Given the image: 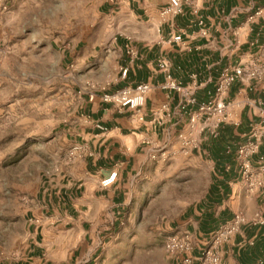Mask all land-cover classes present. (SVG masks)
Segmentation results:
<instances>
[{"label":"crops","instance_id":"obj_1","mask_svg":"<svg viewBox=\"0 0 264 264\" xmlns=\"http://www.w3.org/2000/svg\"><path fill=\"white\" fill-rule=\"evenodd\" d=\"M12 1H5V10L0 6V114L9 115L14 104L26 106L29 57L34 64V83H38L36 111L42 113L45 107L56 118L53 129L57 130L58 146L53 151L51 171H40L32 204L22 215L29 249L21 261L1 264H72L77 251L75 231L80 251L94 256L100 244L122 225L135 186L140 195L152 187H162L167 201L180 205L178 216L161 220L163 243L169 235L189 233L203 247L234 212L242 211L248 218L256 211L264 215V199L246 193L234 155L236 144L245 140L249 124L257 120L258 109L264 108V83L253 92L241 94L238 91L243 85L235 83L228 99L235 104L238 125H224L215 139L203 133L199 148L187 154L179 152L177 143V134L188 122V116L179 109V95L174 93L170 99L171 117L162 126L155 124L152 116L166 101L160 89L163 75L157 69L158 58L170 62L172 76L183 85H196L199 102L206 101L224 67L256 57L264 45V14L249 26L251 32L240 29L250 14L264 8V0L184 1L182 13L166 23L160 21L159 11L167 0H93L97 13L109 19L110 25L97 28L101 36L84 37L71 45L70 27L34 33L26 30L25 21L12 26L6 19ZM191 2L198 6V16L192 13ZM176 34H181V43L172 42L171 36ZM128 41L138 55L133 62L125 51ZM94 63L100 74L96 81L85 83L86 73L93 74L89 66ZM72 64L78 74H70ZM58 67L63 69L61 75ZM125 67L128 73L120 77L119 70ZM48 70L50 75L44 74ZM44 81H50L45 104ZM140 83L151 86L143 120L132 111L102 101L103 93ZM251 84L255 86L253 81ZM247 100L255 103L250 106ZM74 147H80L81 152L66 161ZM154 149L166 150L169 155L150 159ZM225 149L229 153L223 152ZM260 152L264 155V141ZM114 170V185L101 188L100 180ZM176 184L194 194L193 198L171 197L167 188ZM48 223L56 229L52 231L53 241L43 246L40 236H44ZM64 227L71 235V246L66 247L71 252L66 253L65 260L61 257L63 236L59 234ZM221 252L223 264H257L264 258V227L243 226ZM194 255L199 256L198 249Z\"/></svg>","mask_w":264,"mask_h":264},{"label":"rangeland","instance_id":"obj_2","mask_svg":"<svg viewBox=\"0 0 264 264\" xmlns=\"http://www.w3.org/2000/svg\"><path fill=\"white\" fill-rule=\"evenodd\" d=\"M13 1V8L8 11L11 13L6 17L12 21V26L25 21L26 30L34 33L70 27V45L84 37L95 39L101 36L97 30L99 26L110 25L109 19L97 13V3L93 0ZM27 68L26 106L21 104L19 108L11 97L14 108L9 115L0 114V264L21 261L29 249L22 215L32 204L40 171L43 174L51 171L55 161L53 151L58 146L57 130L53 129L56 118L45 107L42 113L36 111L34 97L38 93V83H34V64L29 57ZM62 70L58 67L60 75ZM89 70L93 74L86 73L85 83L96 81L100 74L96 63L89 66ZM78 72L74 64L70 65L71 75ZM44 74L50 75V71H44ZM13 89L12 86L14 92ZM18 92L22 93V90ZM49 96L50 81H44V104ZM143 182L146 185V180ZM137 187L131 195L122 225L116 234L108 236L100 244V250L94 256L88 255L84 249L80 251L78 233L74 232L77 251L72 264H169L159 226L161 220L178 216L180 205L167 201L162 195V187H152L143 195L137 193ZM167 190L174 199L190 200L194 196L177 184L168 186ZM65 228L59 232L63 236L61 257L64 260L66 253L71 252L66 248L71 246V235L66 233ZM55 229L54 224H46V232L43 231L44 236H40L41 245L48 246L53 241L52 231Z\"/></svg>","mask_w":264,"mask_h":264},{"label":"built area","instance_id":"obj_3","mask_svg":"<svg viewBox=\"0 0 264 264\" xmlns=\"http://www.w3.org/2000/svg\"><path fill=\"white\" fill-rule=\"evenodd\" d=\"M6 0H0V6L3 10L7 8ZM184 1L192 0H167V4L159 11L161 22H171L176 16L182 13ZM192 13L198 16V6L191 2ZM264 14V8H259L250 14L241 30L249 33L252 29L249 27L255 23ZM199 24H203L199 18ZM205 34V33H204ZM174 43H181V34L171 36ZM126 54L130 62L137 58V51L128 41L125 45ZM157 69L163 75V81L160 89L165 92L166 101L152 112L153 121L158 126H162L164 121L171 117L170 99L174 93L179 95V109L188 116L187 125L177 134V143L180 153L187 154L192 150L199 148L201 135L207 133L209 137L215 139L219 136L220 129L226 124L238 125V118L233 111L235 104L228 99L231 87L235 83L242 84L245 88L238 91L253 92L264 83V45L260 47L256 57L241 59L236 65L224 67L219 74L212 94L206 101L199 102L195 97L196 85H183L175 79L171 73V64L164 58L157 60ZM128 68H120V77H125ZM195 78V77H194ZM255 83V86L251 82ZM151 86L147 83H140L136 87H123L112 93H103L102 101L112 103L120 109L132 111L138 120H143V107ZM264 91V88H261ZM255 102L247 100V104L252 106ZM261 104L260 101H258ZM264 141V108L258 109L257 120L249 124L245 140L235 146V160L237 171L248 195L259 194L264 199V155L261 154V146ZM80 147L72 148L66 157V161L73 160ZM229 153V150H227ZM169 153L166 150L154 149L150 154V159H156L157 156L167 157ZM117 171H111L99 182L103 189L109 188L116 182ZM250 224L253 227H264V215L261 211L253 213L248 218L242 211L234 212L232 218L223 223L212 234L210 240L200 247L194 241L189 233L173 234L166 237L163 243L165 254L174 264H223L221 248L230 243L242 231V227ZM253 244V242L251 243ZM199 250V256L194 252ZM257 264H264V258H259Z\"/></svg>","mask_w":264,"mask_h":264},{"label":"trees","instance_id":"obj_4","mask_svg":"<svg viewBox=\"0 0 264 264\" xmlns=\"http://www.w3.org/2000/svg\"><path fill=\"white\" fill-rule=\"evenodd\" d=\"M223 152H225L226 153V149H225V151H223ZM227 154V153H226Z\"/></svg>","mask_w":264,"mask_h":264}]
</instances>
